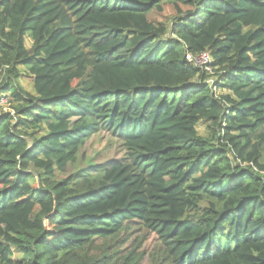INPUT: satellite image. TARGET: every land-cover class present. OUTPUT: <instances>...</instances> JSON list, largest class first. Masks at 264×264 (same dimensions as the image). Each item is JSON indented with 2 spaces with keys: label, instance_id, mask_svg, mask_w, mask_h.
<instances>
[{
  "label": "trees",
  "instance_id": "trees-1",
  "mask_svg": "<svg viewBox=\"0 0 264 264\" xmlns=\"http://www.w3.org/2000/svg\"><path fill=\"white\" fill-rule=\"evenodd\" d=\"M0 68V264H264V0H0Z\"/></svg>",
  "mask_w": 264,
  "mask_h": 264
},
{
  "label": "rangeland",
  "instance_id": "rangeland-1",
  "mask_svg": "<svg viewBox=\"0 0 264 264\" xmlns=\"http://www.w3.org/2000/svg\"><path fill=\"white\" fill-rule=\"evenodd\" d=\"M155 19H157L154 16ZM29 42H27V46H29ZM23 75L19 79L20 86L24 91L28 93L33 92L32 88V79L27 77V75L22 72ZM4 75L3 70L0 68V88L4 83ZM6 94L5 97H2L3 103L0 104V109L4 113H12V106L9 98ZM200 130L204 132V128L201 127ZM123 156V151L121 147H119V142L112 138L110 135L106 133H99L97 135L91 136V138L86 142L84 146L81 147L80 151L77 154V160L75 163H70L67 166L66 172L62 174L60 177H65L70 175L71 173L77 174L81 176V174L86 173L89 169H93V171L97 168H101L104 164L113 163L120 161ZM131 240L136 238L141 239L143 237V233L136 232L130 234ZM147 241L143 244L141 250L145 252L144 259L141 261V264H152V261L149 255L154 254L157 251V241L154 237V234H146Z\"/></svg>",
  "mask_w": 264,
  "mask_h": 264
},
{
  "label": "built area",
  "instance_id": "built-area-1",
  "mask_svg": "<svg viewBox=\"0 0 264 264\" xmlns=\"http://www.w3.org/2000/svg\"><path fill=\"white\" fill-rule=\"evenodd\" d=\"M187 63L193 65L200 71H203L207 75V79L204 80V84L208 85L210 89L215 92V83L218 81L214 77V71L211 68L212 57L208 52H203L198 55L187 54L185 56ZM3 103V99H0V104Z\"/></svg>",
  "mask_w": 264,
  "mask_h": 264
}]
</instances>
